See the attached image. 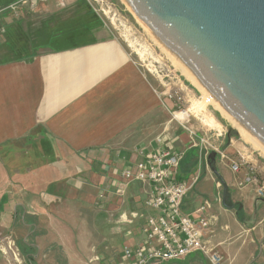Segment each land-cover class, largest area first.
<instances>
[{
    "label": "crops",
    "instance_id": "crops-1",
    "mask_svg": "<svg viewBox=\"0 0 264 264\" xmlns=\"http://www.w3.org/2000/svg\"><path fill=\"white\" fill-rule=\"evenodd\" d=\"M18 1L0 0V250L11 241L27 264L40 253L44 262L37 264H54L50 248L61 247L54 233L79 262L123 264V248L142 241L146 218L155 212L145 206L150 183L133 181L117 192L122 171L156 149L161 135L164 145L186 150L177 178L188 180L198 167V149L188 148V132L168 120L158 93L162 79L107 35L106 24L82 0L8 9ZM28 24L31 31H25ZM15 34L22 45L47 35L14 52L18 48L7 42ZM185 94L186 110L174 116L222 133L225 157L214 152L209 162V154L182 211L209 202L203 238L222 264H264V201L253 183L238 186L250 168L264 176V155L249 153L232 128L222 127V118ZM234 163L242 165L235 170ZM221 178L234 208L223 204ZM160 264L210 263L192 252Z\"/></svg>",
    "mask_w": 264,
    "mask_h": 264
},
{
    "label": "water",
    "instance_id": "water-1",
    "mask_svg": "<svg viewBox=\"0 0 264 264\" xmlns=\"http://www.w3.org/2000/svg\"><path fill=\"white\" fill-rule=\"evenodd\" d=\"M125 2L188 79L264 152V0ZM209 157L215 161L214 152ZM220 181L224 206L234 208Z\"/></svg>",
    "mask_w": 264,
    "mask_h": 264
},
{
    "label": "built area",
    "instance_id": "built-area-1",
    "mask_svg": "<svg viewBox=\"0 0 264 264\" xmlns=\"http://www.w3.org/2000/svg\"><path fill=\"white\" fill-rule=\"evenodd\" d=\"M42 1L44 0H19L8 9H13L17 4H27L33 9ZM158 93L166 108L169 106L167 101L172 103L175 110L171 114L188 132L190 141L187 147L198 149V167L188 180L178 179L177 174L186 150L164 145L163 136L160 135L156 139V149L143 154V158L134 166L122 171L124 184L117 192L122 193L123 188L133 181L150 183L152 188L145 200V206L155 212L146 218L142 241L135 247L123 248V264H160L183 259L192 252L201 253L210 264H222V255L203 238L209 229V220L204 215L205 209L210 206L209 202L205 201L189 214L183 213L182 202L199 180L202 163L207 160L209 154L215 152L225 157L220 143L223 134L203 127H189L184 119L182 121L174 116L177 112L186 110L187 100L182 88H167L163 85V90ZM205 99L209 101L207 97ZM241 165L242 163H234L233 167L237 170ZM254 173V168H250V173L238 182V186L253 183L257 199L264 201V176H256Z\"/></svg>",
    "mask_w": 264,
    "mask_h": 264
},
{
    "label": "rangeland",
    "instance_id": "rangeland-1",
    "mask_svg": "<svg viewBox=\"0 0 264 264\" xmlns=\"http://www.w3.org/2000/svg\"><path fill=\"white\" fill-rule=\"evenodd\" d=\"M84 5L88 10L93 11V14H97L101 20H103L104 24L108 27L107 35H112L116 37L121 44V46L128 52H131L135 59L142 65L144 68L148 69L156 78L162 79L164 85L169 87L178 86L185 90L187 93H191L193 97L197 98L204 105L208 107L210 111H212L216 116L221 120L222 118V127L232 128V133L236 137L239 142L243 143L246 147L247 151L253 154L256 157H259L260 154L264 155L263 151L258 147H254L252 142L246 140L244 135L240 133L239 128L229 119L227 116L220 111V109L215 106L210 100L206 101V96L193 84L190 80H188L184 76V72L179 68V66L175 63V61L169 57L170 55L166 52V50L161 46V44L157 41V39L152 35V33L148 30V28L139 20L125 0H82ZM32 22H38L35 19L29 18ZM39 23V22H38ZM37 24L34 26L36 27ZM33 26L31 24L26 25L25 31H31ZM33 32V31H32ZM34 34V33H33ZM48 34V33H47ZM38 36L36 40L25 41L24 45L20 36L14 35L12 41L7 42L8 47L14 46L18 48L14 52H23L24 48L28 47L31 44L33 45L36 42H43L45 36ZM82 37H74L73 42H77L83 40ZM4 40L3 36L0 37V44ZM137 45H145L150 51L151 55L154 57L152 60L149 56L145 60L141 59L131 42H135ZM61 44V43H58ZM57 44V45H58ZM4 46H6L4 44ZM40 48L43 45L39 46ZM169 55V56H168ZM152 60V66L148 61ZM150 65V66H149ZM179 69V70H178ZM186 96V94H185ZM218 108V109H217ZM175 110L174 107L170 105L166 109V113L168 116V120L173 123H176L181 127V125L177 122V120L171 114ZM199 126V125H198ZM201 126V125H200ZM224 142L221 144L223 148ZM258 149V150H257ZM264 162V160H263ZM54 235V239H58V243L61 247H56L55 244L50 248V253L54 259V264H85L84 261L79 262L77 259L71 258L70 255L64 250L63 245L60 243L59 234H51ZM13 239V238H12ZM49 242H51L49 240ZM5 247V249H3ZM0 250V264H27L26 258L21 253V250H17V243L14 245L13 242L8 241L3 245ZM38 251H36L37 253ZM44 262L42 258V253H40L39 257L33 258V263L37 264ZM87 264H98L94 262H88Z\"/></svg>",
    "mask_w": 264,
    "mask_h": 264
},
{
    "label": "bare ground",
    "instance_id": "bare-ground-1",
    "mask_svg": "<svg viewBox=\"0 0 264 264\" xmlns=\"http://www.w3.org/2000/svg\"><path fill=\"white\" fill-rule=\"evenodd\" d=\"M136 43V41L135 42H131V45H133V47L135 48V51L137 52V54L139 55V57L141 58V59H143V60H145L146 58H147V56H149L152 60H154V57L151 55V53H150V51L148 50V48L145 46V45H142V44H140V45H137V44H135ZM169 56V55H168ZM170 57V56H169ZM152 60H150V61H148L149 62V64H151V66H152ZM150 66V65H149ZM179 70V69H178ZM184 74V73H183ZM184 76L188 79V77L184 74ZM189 80V79H188ZM218 109V108H217ZM221 111V110H220ZM228 118V117H227ZM202 126V125H201ZM203 127H205V128H207V129H209L208 127H206V126H203ZM240 130V129H239ZM241 131V130H240ZM241 134H242V136L244 135L245 137V139L246 140H248V141H250V142H252V144H253V146L255 147H258L243 131H241L240 132ZM258 149H259V147H258ZM257 149V150H258ZM264 153V152H263Z\"/></svg>",
    "mask_w": 264,
    "mask_h": 264
},
{
    "label": "trees",
    "instance_id": "trees-1",
    "mask_svg": "<svg viewBox=\"0 0 264 264\" xmlns=\"http://www.w3.org/2000/svg\"><path fill=\"white\" fill-rule=\"evenodd\" d=\"M192 154H193V156H195V157H196V153H193V152H192ZM209 162H211V160H210Z\"/></svg>",
    "mask_w": 264,
    "mask_h": 264
}]
</instances>
